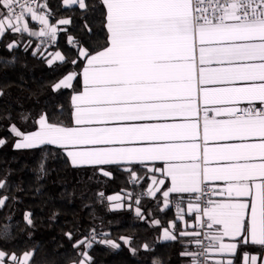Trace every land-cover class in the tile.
<instances>
[{
  "label": "snow or ice",
  "instance_id": "6c2138e0",
  "mask_svg": "<svg viewBox=\"0 0 264 264\" xmlns=\"http://www.w3.org/2000/svg\"><path fill=\"white\" fill-rule=\"evenodd\" d=\"M62 6L99 10L106 39L95 47L69 36L75 58L59 51L44 57L49 67L80 66L52 85L53 91L74 90L70 119L21 113L20 121H31L34 130L10 123L18 138L14 148L54 145L74 166H121L133 183L141 181L140 166L151 186L134 201L137 216L143 218L139 205L147 195L160 210L171 205L179 219L197 221L180 232L194 238L191 250L181 253L188 264H206L210 254L218 257L213 264H234L242 246L260 249L242 253V264H264V0H62ZM71 23L56 19L48 0H0V40L35 37L43 47L33 55L47 52L67 30L60 26ZM14 64V58L0 59V66ZM5 183L0 180V189ZM209 187L219 199L208 196ZM8 200L0 195V208ZM25 219L32 224L30 213ZM12 227L10 219L0 225V239H8ZM175 228H165L163 240H176ZM66 236L72 239V233ZM120 239L136 254L131 238ZM97 243L120 248L106 233L98 240L93 229L73 243L78 259L71 264H95L90 251ZM142 247L151 250L147 243ZM34 255L0 249V264H33Z\"/></svg>",
  "mask_w": 264,
  "mask_h": 264
},
{
  "label": "trees",
  "instance_id": "16d2710c",
  "mask_svg": "<svg viewBox=\"0 0 264 264\" xmlns=\"http://www.w3.org/2000/svg\"><path fill=\"white\" fill-rule=\"evenodd\" d=\"M48 3L56 19L72 21L70 25L61 26L67 30L58 33L57 41L48 53L59 51L68 60L75 58L76 49L69 44V36L86 45L99 47L103 44L107 33L99 10H73L63 7L62 0H48ZM13 41L20 47L9 51L6 45ZM29 41L30 46L25 51L23 45ZM37 47L43 46L35 37L26 34L7 35L0 40V59H15L14 65L0 66V90L4 92L0 97V139L5 140L0 147V180L6 181L0 195L9 197L0 208V225L9 219L13 222L10 237L0 239V249L17 255L34 250L33 264H71L73 259H78L73 243L95 229L97 234L106 233L120 244L119 249L94 244L90 255L95 264H153L154 260L159 264L187 263L188 258L181 253L186 248L191 250L186 245L190 239L180 235L182 223L171 205L160 210L153 198L144 195L139 205L143 218L136 215L134 201L149 187L144 168L137 166L141 181L133 183L123 167L105 168L111 172L110 176H104L98 167H73L64 151L55 146L14 148L17 138L9 131L10 123H16L25 131L34 130L31 121H20L21 113L30 112L36 116L44 111L55 121L67 123L72 111L74 90L53 91L52 85L70 69L78 71L80 66L66 64L60 67L57 62L49 67L44 58L48 53L33 55ZM41 162L44 163L43 170ZM101 192L103 197L99 195ZM129 193L132 195L128 200L131 207L111 209L108 197L115 194L128 196ZM26 213L31 214V225L25 219ZM156 220L160 222L158 225L153 223ZM172 223L176 225L177 239L164 242L162 232ZM66 233H72L71 240ZM121 237L131 238V247L137 249L136 254ZM145 243L150 251L143 249ZM245 252L259 254L260 249L242 246L235 258L237 264L241 263Z\"/></svg>",
  "mask_w": 264,
  "mask_h": 264
},
{
  "label": "crops",
  "instance_id": "0c3cea01",
  "mask_svg": "<svg viewBox=\"0 0 264 264\" xmlns=\"http://www.w3.org/2000/svg\"><path fill=\"white\" fill-rule=\"evenodd\" d=\"M33 24H34V22H33ZM61 26H64V25H61ZM60 26V27H61ZM49 48L50 47H48V51H49ZM48 51L47 52H43L44 54H47L48 53ZM73 97V96H72ZM13 136H15L14 134H13ZM16 137V136H15ZM17 138V137H16ZM17 140H18V138H17ZM43 146H45V145H43ZM51 146H54V145H51ZM42 147V146H41ZM56 147V146H55ZM61 149V148H60ZM63 151H64V153L67 155V152L64 150V149H62ZM67 157L69 158V160H70V162H71V164H72V166L73 167H76V168H82V167H98V168H103L104 170H105V168H107V167H112V166H116V165H105V166H89V165H84V166H74L73 165V163H72V160H71V157H69L68 155H67ZM121 166H119V168H120ZM101 173H103V172H101ZM217 184H222V182H216ZM149 186H151L150 185V183H149ZM113 196H120L121 197V200L120 201H112V200H109L110 201V207H111V209L112 210H122V209H125L126 207H128L130 204L128 203V200H129V197L128 196H126V195H124V194H115V195H113ZM145 196H147V195H145ZM112 197V196H111ZM147 197H149V198H152V197H150V196H147ZM216 199H219V197H215ZM117 203H123L124 204V207L123 208H116L115 207V205L117 204ZM180 221H181V223H182V229H183V231H190L191 229H192V227H193V225H195L196 223H197V221H195V220H193L192 218H191V215H189V216H187V217H185V220H187V225L185 224V220H181V219H179ZM173 224V223H172ZM171 224V225H172ZM171 225H170V227L168 228V229H171ZM198 231H199V229H197ZM163 233V232H162ZM186 237V236H185ZM190 240H192V239H194V238H192V237H188ZM162 241H163V238H162ZM164 242H169V241H166V240H164ZM186 245L188 246V242L186 243ZM189 247V246H188ZM238 253V252H237ZM237 255V254H236ZM251 255H256V254H251ZM188 258V257H187ZM218 257H216V256H213V255H209V262H208V264H213V261L215 260V259H217ZM236 258V257H235ZM185 264H188V262L187 263H185ZM234 264H237L236 263V261H234ZM239 264H242V261H241V263H239Z\"/></svg>",
  "mask_w": 264,
  "mask_h": 264
},
{
  "label": "built area",
  "instance_id": "2783aa9c",
  "mask_svg": "<svg viewBox=\"0 0 264 264\" xmlns=\"http://www.w3.org/2000/svg\"><path fill=\"white\" fill-rule=\"evenodd\" d=\"M50 47H51V46H50ZM208 196H213V198H215V196H214V194H213V191H212V188H211V187H209V189H208ZM172 208H173V210H174L175 212H177L174 206H172ZM96 234H97V233H96ZM98 237H100V234H97V238H98ZM208 262H209V256L207 257L206 264H208Z\"/></svg>",
  "mask_w": 264,
  "mask_h": 264
}]
</instances>
